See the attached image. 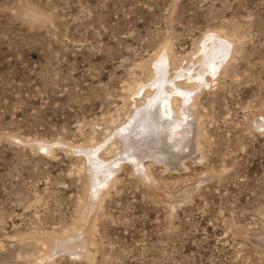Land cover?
Listing matches in <instances>:
<instances>
[{"label":"rangeland","instance_id":"1","mask_svg":"<svg viewBox=\"0 0 264 264\" xmlns=\"http://www.w3.org/2000/svg\"><path fill=\"white\" fill-rule=\"evenodd\" d=\"M0 264H264V0H0Z\"/></svg>","mask_w":264,"mask_h":264},{"label":"bare ground","instance_id":"2","mask_svg":"<svg viewBox=\"0 0 264 264\" xmlns=\"http://www.w3.org/2000/svg\"><path fill=\"white\" fill-rule=\"evenodd\" d=\"M204 52L208 53L209 49L206 48ZM192 93L193 90L189 93V95H187V97L191 96ZM165 94L166 91L163 89L156 92L151 97L148 96V100L146 99V102L148 101V103L137 109L134 115H131V119L127 120L128 123L124 124L116 131L117 136L120 139L123 137L126 141V149L124 151L126 157L133 156L136 160H143L148 156H155L162 159L165 163L175 164L179 161L182 163V161H184V159L190 156L193 152L191 151L190 145L193 133V123L186 127L185 124L180 125L189 121V118L191 117L189 110L181 112V108L179 106L175 110L174 105L178 104V98L173 97L172 94H167V96H165ZM171 96L172 105L170 106L168 101ZM165 115H169L171 117L169 122L165 120ZM176 133H179V136L183 135V137H181L182 139H180ZM168 136H172L173 139H178L177 141L172 142L169 146L171 150L168 152L162 150L160 153L153 151L154 149L159 148V141L168 138ZM187 139L189 140L186 143ZM148 148L152 149L149 154L145 153V150ZM172 150H186V152L184 151L182 158H179V156L174 157L171 155Z\"/></svg>","mask_w":264,"mask_h":264}]
</instances>
